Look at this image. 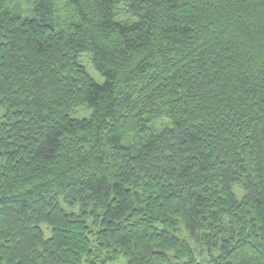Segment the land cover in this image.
<instances>
[{
	"label": "trees",
	"instance_id": "16d2710c",
	"mask_svg": "<svg viewBox=\"0 0 264 264\" xmlns=\"http://www.w3.org/2000/svg\"><path fill=\"white\" fill-rule=\"evenodd\" d=\"M67 3L0 0V264H264V0Z\"/></svg>",
	"mask_w": 264,
	"mask_h": 264
},
{
	"label": "rangeland",
	"instance_id": "374dc122",
	"mask_svg": "<svg viewBox=\"0 0 264 264\" xmlns=\"http://www.w3.org/2000/svg\"><path fill=\"white\" fill-rule=\"evenodd\" d=\"M56 1H57L59 16H61L65 20L69 19L72 15V10H71V7L69 6V4L67 3V0H56ZM12 2L14 5H16L18 7L28 9V8L33 6L34 0H12ZM120 20L127 21V20H129V18L125 13H123L122 15H120ZM62 23H64V22H62ZM80 62L87 69L88 73L92 76V78L98 84L105 83L104 77L94 67V64H93V61H92L90 54L82 55L80 57ZM90 114H91L90 110H88L86 107H82V108L76 109L72 113V116H73V118H76V119H85V118H89ZM163 124H165V123H163ZM159 125H161V124H159ZM124 143L126 144L127 141H125ZM233 190H234V193L236 194L238 200H242L244 198L245 190H244L243 186H241L239 184L234 185ZM62 204L65 207V209H67L68 211H75V212L79 211L78 206L74 207V208H70L69 206H67L63 202H62ZM42 227L45 231L46 237L48 238L50 236V232L48 231V226L46 224H44V225H42ZM179 235L191 243L192 247L195 250L196 257L198 258V260L200 262H202V264H210L209 261H211L212 257H211L209 250L206 248V246H202L194 237H191L190 231L186 229L185 225H181ZM217 254H218L217 252L214 253L215 256ZM127 262H128V260L123 257L122 259H120V261H117L113 264H127Z\"/></svg>",
	"mask_w": 264,
	"mask_h": 264
}]
</instances>
